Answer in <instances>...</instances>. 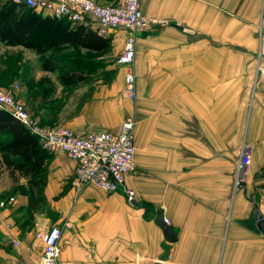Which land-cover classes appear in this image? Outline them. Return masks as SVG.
Returning a JSON list of instances; mask_svg holds the SVG:
<instances>
[{
	"label": "crops",
	"instance_id": "obj_1",
	"mask_svg": "<svg viewBox=\"0 0 264 264\" xmlns=\"http://www.w3.org/2000/svg\"><path fill=\"white\" fill-rule=\"evenodd\" d=\"M140 8L162 22L136 35L137 44L157 46L136 57L141 139L137 167L126 177L134 200L122 188L78 186L75 161L64 153H50L45 178L32 184L0 152V199L14 197L0 208V264L37 259L38 233L51 225L62 227L59 264H264L253 202L264 216V78L256 76L264 62V0H140ZM97 32L110 38L108 49H122L125 29ZM72 48L108 50L66 44L58 55ZM42 70L50 76L39 88L41 104L26 80L18 93L40 119L82 134L117 131L132 113L121 75L77 68L81 78L70 86L58 70ZM68 89L86 94L65 116L67 104L54 98ZM244 145L252 159L238 183ZM159 210L174 239L157 222Z\"/></svg>",
	"mask_w": 264,
	"mask_h": 264
},
{
	"label": "built area",
	"instance_id": "obj_2",
	"mask_svg": "<svg viewBox=\"0 0 264 264\" xmlns=\"http://www.w3.org/2000/svg\"><path fill=\"white\" fill-rule=\"evenodd\" d=\"M12 1L18 5L34 8L44 15L65 19L71 25L83 23L102 33L106 29H125L127 37L118 58L119 62L126 64L133 60L137 32L162 22L158 18L144 15L140 8V0H122L117 3L98 0ZM258 71L264 78V62L258 64ZM126 82L129 89L133 88L135 74L132 70L126 73ZM0 108L18 118L39 139L47 152L64 153L73 159L74 181L78 186L83 187L93 183L108 192L122 188L128 200L130 202L134 200V190L126 185L127 175L136 168L132 118H127L118 131L90 130L80 134L67 125L48 126L40 123L12 91L4 88H0ZM251 159L252 149L244 145L237 164L238 183L243 182ZM13 199L11 197V200ZM4 206L5 202H1L0 207ZM61 234L60 225H51L41 230L38 233L42 246L40 256L33 261L20 264H59Z\"/></svg>",
	"mask_w": 264,
	"mask_h": 264
},
{
	"label": "trees",
	"instance_id": "obj_3",
	"mask_svg": "<svg viewBox=\"0 0 264 264\" xmlns=\"http://www.w3.org/2000/svg\"><path fill=\"white\" fill-rule=\"evenodd\" d=\"M0 35L12 45H23L44 57L42 69L58 70L63 84L73 86L81 72L77 68L63 69L57 65V55L64 45L104 51L110 38L80 23L71 25L65 19H57L7 0L0 8ZM43 82V80H41ZM0 152L7 166L31 175L32 184L41 183L43 167L49 157L39 139L15 116L0 108ZM41 179V180H40Z\"/></svg>",
	"mask_w": 264,
	"mask_h": 264
},
{
	"label": "rangeland",
	"instance_id": "obj_4",
	"mask_svg": "<svg viewBox=\"0 0 264 264\" xmlns=\"http://www.w3.org/2000/svg\"><path fill=\"white\" fill-rule=\"evenodd\" d=\"M159 24L161 23H157V25ZM156 26L152 27V29H154ZM105 31H107V29ZM110 44L113 43L111 42ZM124 45L121 50H119V48L116 50H113V48L112 49L109 48L108 50L111 49L110 50L111 52L107 50V52H102V53L72 48V49L64 50L61 56L57 55V58L60 59V63H62L63 69L78 68L79 70H81L83 73L86 74L93 73L91 75H97V76L102 75L104 77H108V75H110L111 77L121 75L123 77L124 87L122 88V94L125 95V97H127L132 102L133 110L131 114L127 115L124 118L122 123L127 118L133 119L134 122L133 135H134V143L136 147L135 150V155H136V152L138 151V145H140V139H141L140 137L141 80L136 69V57L145 53L147 51L148 46H151V48H153V50L155 51V47L157 46V44H137L135 39L133 60L131 61V63L128 64L119 62V58H118L124 48ZM44 62H45L44 57L32 49L31 50L27 49L25 48V46H17L8 43H3L0 40V88H4L6 90L12 91L16 95L17 99L21 101L23 104H25L28 111L32 114L34 118H37L40 123L48 126L61 125L63 123L45 121L42 118L40 119L36 113L32 112L29 109L28 104L26 105L25 101L18 94L20 87L21 88L23 87L22 86L24 83L23 81L26 80L27 82L33 84V87L39 91V93L35 95L36 97L35 99H39L41 94L40 89L41 90L44 89V83L46 84L49 82L48 78L50 76L48 73L42 70V64ZM258 64L256 66L257 68L256 76L259 75ZM128 70H132V72L135 74V82L133 84V88L131 89H129L128 84L126 82V73L128 72ZM41 80H43V82H41ZM85 94L86 93H83L82 91L77 92V91H73V89H68L67 91H63V93L59 97H55L54 100L58 101L59 104H62L63 106L65 105V103L67 104L66 106L67 113H65V116H67L66 114L69 115V112L67 110V109L70 110L69 106H71V108L72 107L75 108L77 104L80 102L79 101L80 97L84 96ZM39 100L41 104L42 101L41 99ZM34 104L36 106L38 105L36 101L34 102ZM121 125L119 129L121 128ZM97 130H108V129H97ZM237 164L238 161L236 162V167H238ZM9 195L10 192H8L6 195L4 194L1 195L2 197L0 199V203L5 202L4 207H6L10 201L14 200V199L11 200V197L9 199L4 198V197H8Z\"/></svg>",
	"mask_w": 264,
	"mask_h": 264
},
{
	"label": "water",
	"instance_id": "obj_5",
	"mask_svg": "<svg viewBox=\"0 0 264 264\" xmlns=\"http://www.w3.org/2000/svg\"><path fill=\"white\" fill-rule=\"evenodd\" d=\"M253 202L255 205L254 215L257 219L258 226L261 231L264 232V216L261 214L257 202L255 200H253ZM157 222L164 228V230L170 235V237H172L171 239L175 238V236L173 237L172 226L166 223L162 210L158 211Z\"/></svg>",
	"mask_w": 264,
	"mask_h": 264
}]
</instances>
